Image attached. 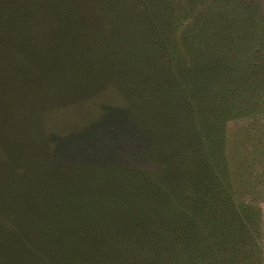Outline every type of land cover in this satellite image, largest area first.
Masks as SVG:
<instances>
[{"label": "trees", "instance_id": "obj_1", "mask_svg": "<svg viewBox=\"0 0 264 264\" xmlns=\"http://www.w3.org/2000/svg\"><path fill=\"white\" fill-rule=\"evenodd\" d=\"M72 1L73 5L59 0H0V93L10 92L13 99L21 96L22 64L29 65L35 80L47 81L62 92L72 89L53 84L29 53L56 54L60 71L81 78V56L56 36L69 29L70 38L86 43L85 58L103 49L112 56L115 72L105 88H115L124 103L107 107L97 128L113 131L127 126L136 147L117 145L116 133L104 136L97 144L104 162L88 160L68 167L62 172L63 182L58 179L62 168L57 166L46 175L35 171L44 178L29 183L27 192L18 185L9 189L13 178L0 177V264H131V247L142 248L144 255L153 249L152 264H161L157 244L162 236L150 226L154 218L149 212L189 213L190 228L211 222L216 212L223 214L217 211L224 206L216 203L221 198L216 193L229 185L227 125L240 118V70L233 60L226 63L221 52L187 66L186 59L176 58L174 52L153 46L144 50L134 30L122 41L102 34L97 20L85 25L81 17H70L71 10L91 12L94 1ZM50 12L54 26L47 21ZM127 22L128 27L138 26L133 17ZM169 55L172 58L167 59ZM11 57L15 73L6 70ZM93 88L94 92L85 91L87 97L103 89ZM119 136L127 141L130 134L119 131ZM5 145L15 148L13 140L0 141L1 150ZM11 157L19 170L23 153L13 152ZM113 158L123 160L121 169L110 166ZM129 162L137 165L126 166ZM101 171L105 181L118 173L123 189L119 194L103 190ZM23 179L29 178L24 174ZM14 192L19 196L16 205L11 203ZM179 237L184 240L190 234L182 229Z\"/></svg>", "mask_w": 264, "mask_h": 264}, {"label": "rangeland", "instance_id": "obj_2", "mask_svg": "<svg viewBox=\"0 0 264 264\" xmlns=\"http://www.w3.org/2000/svg\"><path fill=\"white\" fill-rule=\"evenodd\" d=\"M59 1L74 4L72 0ZM90 1L96 4L91 12L71 10L70 17H81L79 21L85 25L97 20L102 34L114 35L121 41L134 30L144 50L153 46L169 54L174 52L176 58L186 59L187 66L201 56L215 57L221 52L226 63L233 60L239 68L237 116L240 118L227 125L229 185L225 192L220 187L222 191L216 193L221 196L216 203L224 206L223 209L219 206L217 211L223 214L216 212L211 222L201 221L190 228L189 213L159 209L149 212L154 218L150 226L155 234L162 236L157 244L162 252L161 264H264V0ZM46 15L54 26L52 12ZM129 17L136 19L138 26H126ZM59 34L55 35L82 58L80 69L75 63L82 70L81 78L70 71H60L54 60L56 54L34 50L29 53L35 56L38 71L47 72L56 86L66 89L71 86L77 95L72 89L62 92L47 81L35 80L27 64H24L26 68L20 65L25 70V76L19 80L21 96L13 99L10 92L0 93V141L13 140L15 147L5 145V151L0 148V177L13 178V183H9L13 191L18 185L27 192V185L41 176L35 171L46 175L57 166L62 168L58 179L63 182L62 172L68 167L73 169V165L88 160L104 162L98 156L102 152L97 144L112 133L118 136L117 145L122 144L126 149L136 147L127 126L113 131L96 126L107 107L124 103L115 88H105L110 82L109 75L112 78L115 72L112 56L103 49L93 58H85V42L70 38L69 29ZM171 55L166 58H172ZM6 61L9 64L6 70L17 72L12 68L15 59ZM95 86L103 89L87 97L85 91L95 90ZM76 96L80 98L75 99ZM119 131L130 134L127 141H120L123 137ZM13 152L23 153L25 157L19 170L14 166ZM30 160L37 164L34 166ZM109 161L111 167L121 169L123 160ZM131 164L137 165L129 162L126 166ZM24 174L29 179H23ZM104 175H100L103 190L119 194L123 189L118 173L108 176V181ZM46 185V182L42 184L43 189ZM11 199L15 204L19 196L14 192ZM225 209L228 213H224ZM182 229L190 237L181 239ZM152 250L144 255L142 248L131 247L130 253L134 255L128 257V262L146 264V260L152 264Z\"/></svg>", "mask_w": 264, "mask_h": 264}]
</instances>
